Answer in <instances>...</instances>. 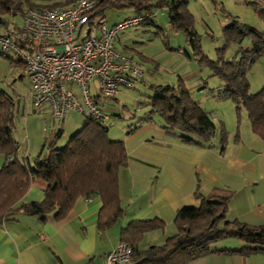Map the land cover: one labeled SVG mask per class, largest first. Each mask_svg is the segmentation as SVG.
Listing matches in <instances>:
<instances>
[{"label": "crops", "instance_id": "obj_1", "mask_svg": "<svg viewBox=\"0 0 264 264\" xmlns=\"http://www.w3.org/2000/svg\"><path fill=\"white\" fill-rule=\"evenodd\" d=\"M108 8L102 13L107 25L134 13L132 8H117L110 11L106 18ZM154 14L153 19L156 17L155 10ZM154 22L155 26L141 24L118 34L114 40L115 50L129 55L144 69L143 76L135 86L147 90L148 84H173V79L177 78L185 86L195 88L198 94L194 98L191 94V97L218 124L215 133L208 141L196 137H193L194 142L183 141L178 133L166 131L157 114L145 118L149 108L147 106L142 110L141 104L137 105L140 113H133L125 119L122 112L114 110L117 106L113 109L106 107L109 99L99 96L95 81L91 82V96L107 115V120L110 116L107 111L123 119L122 125L113 131L112 136L107 132L109 138L122 140L126 151V161L117 171V196L123 213L100 230V215L104 220L108 214L101 213L102 202L97 193L78 197L63 217L50 213L40 220L15 213L0 221V264H103V255L120 241L121 229L131 220L163 221L162 229L142 235L138 247L161 244L175 232L173 218L176 211L182 206L197 207L200 203L198 195L229 194L228 220H238L251 227L264 226V139L253 133L249 125L241 126L233 115L228 119L231 126L225 124L226 120L210 105V102H215V106H219L221 99L214 95V91L199 92L206 89L202 76L204 72L185 54L186 49L175 50L176 63H158V55L166 59L169 54L175 53L164 48L159 37L164 31L155 19ZM0 63L4 67L0 75V88L11 97L13 121L19 120L18 115L26 112V134L15 130L16 135L13 136L18 145L17 151L31 160L38 153L44 138L58 129L63 131L64 127H59L57 118L51 117L46 105L35 109L26 98L30 84L23 72V65L6 57H2ZM160 66L166 67L165 74L169 76L157 83V77H162L158 75ZM166 79H171V83L164 82ZM21 82L28 86L25 96L17 91V85ZM117 98L110 100L115 103ZM29 106L41 113L28 114ZM42 112L51 119L49 127L40 120ZM225 115L228 118L229 115ZM82 120L83 116L81 120L76 117L68 121L66 127L76 130ZM60 121L64 123L65 116ZM57 143L59 145V141ZM4 160L5 155L0 152V167ZM45 188L44 180H32L21 201L41 200ZM244 245L247 243L243 238L223 237L211 246L214 251L202 253L185 264H264V252L261 251L243 254L221 250Z\"/></svg>", "mask_w": 264, "mask_h": 264}, {"label": "trees", "instance_id": "obj_2", "mask_svg": "<svg viewBox=\"0 0 264 264\" xmlns=\"http://www.w3.org/2000/svg\"><path fill=\"white\" fill-rule=\"evenodd\" d=\"M73 1L38 4L32 0H0V27L4 29L0 33L21 32V27L15 28L14 31L8 30L6 16H23L25 10L30 7L67 6ZM97 1L89 21L104 20L102 13L107 7H126L132 8L134 13H148L149 16L139 25L155 26L154 10L166 9L168 24L175 30L183 31L190 47L192 53L185 50V54L189 58L198 59L210 69L212 75L221 80L214 95L220 99H231L237 113L242 108L252 132L264 139V86L250 92L246 76L251 62L264 55V29L239 24L233 16L231 24L224 29V42H240L244 36L249 35L250 46L242 50L237 59H224L221 50L216 59H209L202 53L199 36L193 25V15L187 8V0ZM217 1L213 0L214 3ZM249 4L264 22V8ZM13 40L21 45L26 43L25 39L21 38ZM0 56L23 65L22 61L13 55L0 53ZM147 88L150 94L146 104L149 109L145 118L157 114L166 131L178 133L186 142H194L193 137L208 141L215 133L218 124L191 97L189 89L181 79L176 85L152 83L148 84ZM11 109V97L0 88V152L5 155L4 163L0 167V221L15 213H23L40 220L50 213L63 217L78 197L94 193L101 198V213L108 214L104 220L100 215V230L122 215L123 210L117 196V171L126 161V151L122 140L108 137V126L105 124L107 119L82 114L81 125L69 135L63 145L59 146L57 143L62 134V129H58L44 138L38 153L30 160L27 155L18 154V145L12 135L14 121ZM37 178L46 182L42 199L21 201L31 181ZM198 197L200 203L197 207L182 206L176 211L173 218L175 232L161 244L138 247L145 232L164 227L161 220H131L121 229L120 241L129 243L132 247V264H185L202 253L214 251L211 244L229 236L243 238L247 245L236 249H221L222 251L243 254L264 252V226L251 227L238 220L226 218L229 194Z\"/></svg>", "mask_w": 264, "mask_h": 264}, {"label": "built area", "instance_id": "obj_3", "mask_svg": "<svg viewBox=\"0 0 264 264\" xmlns=\"http://www.w3.org/2000/svg\"><path fill=\"white\" fill-rule=\"evenodd\" d=\"M243 1L264 8V0ZM97 3L74 0L67 6L30 7L23 14L20 33H0V53L23 63L30 84L26 98L35 109L46 105L53 118L71 110L107 119L91 96L90 83L95 81L99 96L115 98L121 89L133 88L144 74L129 55L115 50L114 40L139 25L148 13H133L112 25L89 21ZM14 38L26 43L21 45ZM103 264H132L131 245L119 241L103 255Z\"/></svg>", "mask_w": 264, "mask_h": 264}, {"label": "rangeland", "instance_id": "obj_4", "mask_svg": "<svg viewBox=\"0 0 264 264\" xmlns=\"http://www.w3.org/2000/svg\"><path fill=\"white\" fill-rule=\"evenodd\" d=\"M32 1L38 4H53L55 2H62L64 0H32ZM187 8L193 15V25L199 36L202 53L206 55L209 59H216L218 56V52H220V50L222 51L221 56H223L224 59H237L239 58L242 50L250 46L251 41L249 35L244 36L240 42L234 40H230L227 43L224 42V37H225L224 29L228 24H231L233 20L232 19L233 16L236 17V20L239 24H246L258 29H264V22H262V20L258 17L256 12H254L252 5L244 2L243 0H218L217 3H214L213 0H187ZM116 10L118 9L115 7L108 8L106 10V18L108 17V13L110 11L113 12ZM155 13H156V17H154V19L158 23L156 24L161 27L162 32L164 31L162 35L159 36L162 41V44L165 49L168 48L167 50L170 53L173 52L175 53L174 55L169 54L168 58L166 59H161L162 55L160 54L157 56L158 59L157 61L158 63L164 62V64L165 63L167 64V61L171 62L170 64H172L173 62L176 63L178 60L175 50L178 51L181 48L191 52L190 47L186 42L183 31L175 30L168 24L164 8L163 9L156 8ZM6 18L8 20V26H7L8 30L14 31L15 28H20L22 26L23 16L21 14L9 15L6 16ZM3 30L4 29L2 27L0 31ZM82 33H84V28ZM2 57L3 56H0V59H2ZM189 59L192 62L196 63V65L202 67V71L204 72L202 73V76L204 78V86L206 89L203 90H205L206 92L203 90H199V92H204V93H212L213 91L215 92L217 90V87L221 84V80L218 77L212 75L210 69L201 62H199L198 59H196L195 57H191ZM2 65L3 64L0 63V75L3 72V68H4ZM165 68L166 67L163 66L159 67L158 75H161L162 77L160 76L157 77V81H156L157 83L162 82L161 80L163 77L169 76V74H165L167 73L165 71ZM246 76L249 81L250 92H255L259 90L262 86H264V55L255 58L251 62V64L249 65L246 71ZM166 80L167 81L164 82L171 83V79H166ZM173 80L175 81L172 85H176V83L178 82L177 78H174ZM186 87L190 89L189 91L192 94L193 98L197 96L195 94H198V92L197 90H195V88L189 87V85ZM6 88L8 89L9 87L6 85ZM27 88L28 86L24 82L19 83L17 85L18 94L25 96L28 91ZM75 91L78 92L76 89ZM143 91L145 93H142ZM148 91H149L148 89L145 90L142 86L139 85H136L134 88L123 89V90L121 89L117 95L118 97L117 102L113 103L111 102L112 100H110L112 98H105V99H109L107 101L109 104L108 106L106 105V107L108 109H113L114 106H117L114 107V110L116 109L122 112L123 116L126 119L128 116H131V114L133 113L136 112L140 113V111H138L137 105L141 104L142 110H144L147 107L146 104L148 102V96H149ZM210 105L216 109V111L219 113L220 116L222 115L223 120H226L225 121L226 125L231 126L229 123L230 121L228 119H230L232 115L234 117V120H236V122L240 121L239 123L241 126L249 125L244 110L241 108L237 113L234 103L232 102L231 99L228 98L221 99V103L219 104V106H215V102H210ZM107 112L110 114V116L108 120H105V124L108 126L109 135L112 136L113 131L117 127H120L122 125L123 119L118 115H112V112L109 111ZM27 113L30 115L38 113L37 115H39L41 112L34 111V109L31 106H29ZM225 113L229 115L228 118L226 117ZM42 114L43 117L41 116L40 120H42V122H45L49 127L50 125L48 124L49 121L51 120L49 115L44 112H42ZM25 115L26 112L23 115H18L20 117L19 120L14 121L15 128L13 127L12 129L13 136L14 134L16 135L15 130H19L21 134L22 133L26 134L25 133L26 127L24 126ZM82 116H83L82 114H78L76 112L69 110L65 115L64 123H62L60 119H57V122L59 123V127L60 128L61 126L64 127V130L62 131V134L58 139L59 146L63 145L67 140V138L69 137V135L75 131V129L72 130L66 127L68 121L70 122L73 119H76V117L79 118V120H81ZM111 118L113 119L111 120ZM110 120L113 122V125L110 123ZM232 120L233 118L231 119V121ZM216 241H214L211 244V246L214 245Z\"/></svg>", "mask_w": 264, "mask_h": 264}]
</instances>
